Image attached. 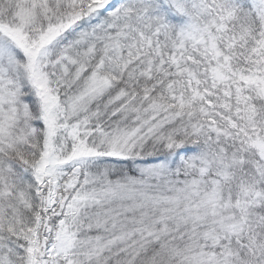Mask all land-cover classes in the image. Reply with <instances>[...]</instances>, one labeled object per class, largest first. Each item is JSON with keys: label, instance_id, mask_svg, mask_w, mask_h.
<instances>
[{"label": "snow or ice", "instance_id": "1", "mask_svg": "<svg viewBox=\"0 0 264 264\" xmlns=\"http://www.w3.org/2000/svg\"><path fill=\"white\" fill-rule=\"evenodd\" d=\"M0 264H264V0H0Z\"/></svg>", "mask_w": 264, "mask_h": 264}]
</instances>
